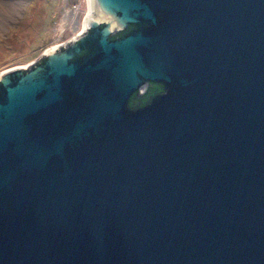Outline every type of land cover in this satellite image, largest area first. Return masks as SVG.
<instances>
[{
  "label": "water",
  "instance_id": "1",
  "mask_svg": "<svg viewBox=\"0 0 264 264\" xmlns=\"http://www.w3.org/2000/svg\"><path fill=\"white\" fill-rule=\"evenodd\" d=\"M95 2L0 74V264H264V0Z\"/></svg>",
  "mask_w": 264,
  "mask_h": 264
},
{
  "label": "rangeland",
  "instance_id": "2",
  "mask_svg": "<svg viewBox=\"0 0 264 264\" xmlns=\"http://www.w3.org/2000/svg\"><path fill=\"white\" fill-rule=\"evenodd\" d=\"M85 10V0H0V74L74 42Z\"/></svg>",
  "mask_w": 264,
  "mask_h": 264
},
{
  "label": "trees",
  "instance_id": "3",
  "mask_svg": "<svg viewBox=\"0 0 264 264\" xmlns=\"http://www.w3.org/2000/svg\"><path fill=\"white\" fill-rule=\"evenodd\" d=\"M133 29H134L133 26H129V28L118 31L117 33L112 35L111 39H117V38L119 39L120 37L131 32ZM42 61L43 60H41L40 62ZM163 91L164 90L161 85L152 82V84L144 94L138 95L137 93H135L134 95H132V97L128 102L127 108L132 112L141 109L144 106H146L149 102H151L152 98L156 97L159 94H162Z\"/></svg>",
  "mask_w": 264,
  "mask_h": 264
},
{
  "label": "bare ground",
  "instance_id": "4",
  "mask_svg": "<svg viewBox=\"0 0 264 264\" xmlns=\"http://www.w3.org/2000/svg\"><path fill=\"white\" fill-rule=\"evenodd\" d=\"M85 6L86 10L84 13V16L82 18V28L87 29L88 21H90L92 18L100 17L103 19H109V15L106 11H104L102 8H100L95 0H85ZM9 14L10 11H5ZM56 49V47H53L46 51V53H51Z\"/></svg>",
  "mask_w": 264,
  "mask_h": 264
},
{
  "label": "flooded vegetation",
  "instance_id": "5",
  "mask_svg": "<svg viewBox=\"0 0 264 264\" xmlns=\"http://www.w3.org/2000/svg\"><path fill=\"white\" fill-rule=\"evenodd\" d=\"M88 33V30H83V32L79 35V36H84V35H86ZM78 36V37H79ZM152 83H147V84H145L144 85V87L139 91V92H137V94L138 95H142V94H144L146 91H147V89L150 87V85H151Z\"/></svg>",
  "mask_w": 264,
  "mask_h": 264
}]
</instances>
